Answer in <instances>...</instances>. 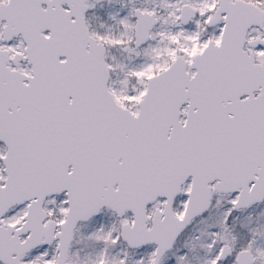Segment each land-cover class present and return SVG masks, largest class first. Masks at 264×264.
<instances>
[{"label": "snow or ice", "instance_id": "obj_1", "mask_svg": "<svg viewBox=\"0 0 264 264\" xmlns=\"http://www.w3.org/2000/svg\"><path fill=\"white\" fill-rule=\"evenodd\" d=\"M0 264H264V0H0Z\"/></svg>", "mask_w": 264, "mask_h": 264}]
</instances>
